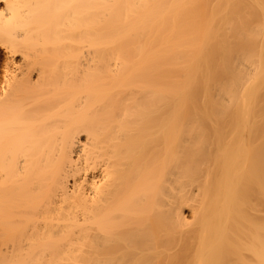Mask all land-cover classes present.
<instances>
[{"label": "bare ground", "instance_id": "6f19581e", "mask_svg": "<svg viewBox=\"0 0 264 264\" xmlns=\"http://www.w3.org/2000/svg\"><path fill=\"white\" fill-rule=\"evenodd\" d=\"M0 57L9 254L264 264V0H0Z\"/></svg>", "mask_w": 264, "mask_h": 264}, {"label": "rangeland", "instance_id": "374dc122", "mask_svg": "<svg viewBox=\"0 0 264 264\" xmlns=\"http://www.w3.org/2000/svg\"><path fill=\"white\" fill-rule=\"evenodd\" d=\"M0 65H2V57H0ZM2 227H0V252H1L0 264H64V263L67 264V263H69V261L64 262L63 260H61V262H60V261H58L59 260L58 257H56L54 255H50V254H48V255H40V254L36 255V254H34L31 256V258H27V260H26L25 257H17V255H19L18 254L19 250L17 249L18 247H15V249L13 250V253H14V251L16 252V249H17L18 253H14V255L17 254L16 256L9 254V253H11L12 250L10 252H8V249L9 250L12 249L11 248L12 245L17 246L19 243H26V242H28V243L30 242L32 244V241H29V239L30 238H37L38 234L41 235L40 233H42V232L37 231L38 234L36 236L34 234L36 232H33L32 234H30V230L33 231L31 228H29L30 230L28 229L27 231L24 229H21L20 231L19 230L15 231L12 228L10 229L9 226H8V230H7V227L6 228L5 227L2 228ZM33 229H34V231L36 229L41 231V229H39V228H36V229L33 228ZM42 237L43 236L41 235V237H39V240L42 239ZM37 240H38V238H37ZM38 241L35 242V240H34L33 242H34V244L42 243V241H44V239L39 241V242ZM34 244H32L33 246L30 244L29 245L31 246V248H33V247H35Z\"/></svg>", "mask_w": 264, "mask_h": 264}]
</instances>
